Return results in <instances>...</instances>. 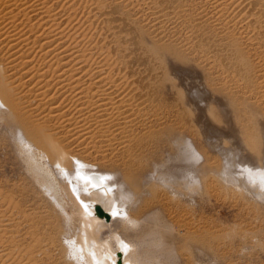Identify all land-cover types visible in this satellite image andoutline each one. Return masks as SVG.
Listing matches in <instances>:
<instances>
[{"label":"bare ground","instance_id":"obj_1","mask_svg":"<svg viewBox=\"0 0 264 264\" xmlns=\"http://www.w3.org/2000/svg\"><path fill=\"white\" fill-rule=\"evenodd\" d=\"M224 1L0 0V105L9 111L0 116L19 136L26 170L22 184L0 190V264H141L143 242L134 237L148 233L142 227L153 220L155 202L173 203L166 191L150 202L144 195L154 171L148 154L154 148L184 153L186 126L159 90V50L137 57L143 67L136 70L130 60L111 57L110 49H121L114 30L122 26L113 21L140 32L131 12L147 10L144 18L159 40L172 35L185 44L187 32L183 37L179 27L203 37V25L194 21L207 8L220 20ZM251 3L264 21V0ZM243 74L260 78L264 96V72L245 68ZM249 165L235 179L264 190L263 164ZM88 166L109 175L114 192L94 177L85 183ZM203 172L200 162L191 173L204 186ZM80 178L87 197L76 188Z\"/></svg>","mask_w":264,"mask_h":264},{"label":"rangeland","instance_id":"obj_2","mask_svg":"<svg viewBox=\"0 0 264 264\" xmlns=\"http://www.w3.org/2000/svg\"><path fill=\"white\" fill-rule=\"evenodd\" d=\"M246 1L225 0L220 20L213 10H204L201 20L194 21L203 25V37H190L188 26L179 27L183 37L187 32L185 44L172 35L159 40L144 18L147 10L131 12L143 28L140 32L120 24V20L113 21L122 26L113 29L121 51L110 49L111 57L130 60L128 64L136 65H130V70H136L143 67L140 57L159 50L154 62L159 90L186 126L184 153L188 156L181 149L169 155L163 148H154L148 154L154 171L145 184L144 195L150 202L155 192L166 191L173 203L168 209L155 202L153 220L142 227L149 235L134 237L143 242L137 246L141 264H264V196L255 194L264 190L235 179L245 173L249 163L264 166V96L257 87L261 80L243 74L245 68L264 72V21L258 16L257 6ZM113 22L112 26H118ZM101 25L97 23L99 32ZM158 43L166 47L159 49ZM125 48L135 51L127 53ZM8 112L0 105V115ZM1 120L0 116V190L6 192L14 184H22L26 170L18 153L19 136ZM196 153L207 159H195ZM200 162L205 170L201 177L204 186L191 173ZM86 168L85 183L94 177L114 192L109 175ZM83 180H78L76 188L87 197Z\"/></svg>","mask_w":264,"mask_h":264}]
</instances>
